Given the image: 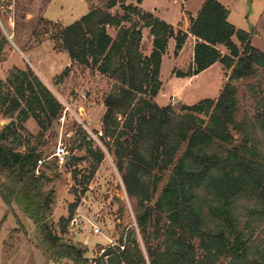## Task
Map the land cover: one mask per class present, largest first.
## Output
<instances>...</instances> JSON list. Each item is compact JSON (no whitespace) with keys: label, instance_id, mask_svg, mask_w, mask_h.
<instances>
[{"label":"trees","instance_id":"obj_1","mask_svg":"<svg viewBox=\"0 0 264 264\" xmlns=\"http://www.w3.org/2000/svg\"><path fill=\"white\" fill-rule=\"evenodd\" d=\"M134 1L109 0L105 7H91L72 23L59 26L54 38L72 64L91 67L113 81L104 98L99 139L113 154L126 193L134 200L138 232L129 228L127 238L121 235L89 259L85 248L61 242L51 229L52 197L43 191L49 178L37 174L43 152L31 144L34 135L25 122L33 118L40 128L37 137H43L63 105L31 66L14 68L6 81L0 79V119H10L0 126V195L33 220L42 247L55 261L264 264V106L239 119L237 88L232 83L264 75V49L253 46L251 34L229 21L230 10L219 0H205L196 16H189L187 31L144 11L143 0ZM117 4L122 14L111 12ZM108 27L117 28L114 36ZM144 28L153 37L149 54L141 49ZM3 34L0 29V41H6ZM189 34L196 38L193 63L179 77L198 75L216 62L229 73L216 98L183 104L176 111L156 101L162 89V59L171 38L177 54ZM1 47L2 42L0 52ZM82 133L93 161L88 183L105 154L85 142L87 134ZM78 176L75 169L74 179ZM85 190L73 189L76 200L68 217L61 219V232Z\"/></svg>","mask_w":264,"mask_h":264},{"label":"rangeland","instance_id":"obj_2","mask_svg":"<svg viewBox=\"0 0 264 264\" xmlns=\"http://www.w3.org/2000/svg\"><path fill=\"white\" fill-rule=\"evenodd\" d=\"M109 0H0V29L6 37L0 52V79L6 81L14 68L34 70L63 105L59 117L45 132L37 137L40 128L33 118L25 126L34 137L32 145H38L43 152V162L38 165L37 174L45 173L49 180L43 187L49 192L52 205L48 222L61 242L85 248L86 257L94 259L104 248L115 244L121 235L127 238L128 229H136L135 205L122 182L115 159L103 142L101 119L105 111L104 98L113 81L91 67L72 64L67 52L54 38L59 26H65L84 15L91 7H105ZM126 4L134 0H123ZM205 0H143L141 8L158 17L174 23L176 30H188L189 15ZM230 10V22L237 28L251 34L252 45L264 49V0H219ZM113 14H122L120 4L111 9ZM115 35L116 27H108ZM141 49L145 54L151 51L150 33L143 29ZM233 40L241 46L236 36ZM226 52L224 46H220ZM175 40H171L168 54L161 68L162 89L156 97L160 105H172L179 111L183 104H194L204 98H216L227 81L229 71L222 63H216L198 76H178L193 63L192 40L185 43L179 54H175ZM150 53V52H149ZM237 88L240 119L245 113L250 116L264 106V75L233 80ZM8 118L0 119V126ZM82 128V129H80ZM91 142L93 148L104 151V160L87 183L90 166L93 163L84 144ZM59 142L70 152L63 165L50 156ZM184 146L182 147V152ZM73 157L82 161L73 164ZM79 172L78 180L73 177ZM168 173L160 183V190L167 182ZM86 188L81 195L73 218L64 232L61 219L69 215V206L75 202L73 189ZM158 192V193H159ZM100 233H95V228ZM138 232V230H137ZM141 248L144 242L137 233ZM40 235L33 220L15 202L8 205L0 195V264H72L64 259L55 261L42 247Z\"/></svg>","mask_w":264,"mask_h":264},{"label":"built area","instance_id":"obj_3","mask_svg":"<svg viewBox=\"0 0 264 264\" xmlns=\"http://www.w3.org/2000/svg\"><path fill=\"white\" fill-rule=\"evenodd\" d=\"M70 152L68 151L67 147L63 142H59L56 146V150L54 153L50 156V158H55L58 164L63 165L66 163L69 159ZM43 159L38 160V165L42 164ZM95 233H100L99 228L94 229Z\"/></svg>","mask_w":264,"mask_h":264},{"label":"crops","instance_id":"obj_4","mask_svg":"<svg viewBox=\"0 0 264 264\" xmlns=\"http://www.w3.org/2000/svg\"><path fill=\"white\" fill-rule=\"evenodd\" d=\"M204 3V2H203ZM202 3V4H203ZM202 4H201V6H202ZM201 6L198 8V9H196L194 12H193V14H190V15H192V16H196V14L198 13V11H199V9L201 8ZM143 9V8H142ZM147 11V10H146ZM151 12V11H150ZM153 13V12H152ZM231 13V12H230ZM189 15V16H190ZM229 17H230V15H229ZM166 20V19H165ZM167 21V20H166ZM229 21H230V19H229ZM167 22H169V21H167ZM169 23H171L173 26H174V23L173 22H169ZM143 39H144V34H143V38H142V41H143ZM173 38H171L170 39V41H169V44H168V49H167V51H166V53L164 54V56H163V59H164V57L168 54V51H169V47H170V45H171V40H172ZM192 40V48H193V56H194V45H195V43H196V38L192 35V34H189V37H188V39H187V41H186V43L188 42V41H191ZM142 41H141V43H142ZM150 42H151V49H152V42H153V37L150 35ZM184 46H185V44L183 45V47H182V49L181 50H183V48H184ZM181 50L179 51V52H181ZM150 52V51H149ZM149 52H148V54H149ZM179 52L177 53V54H179ZM70 59V58H69ZM163 59H162V63H163ZM216 63H218V62H216ZM215 63V64H216ZM214 65V64H213ZM212 65V66H213ZM212 66H210V67H212ZM209 67V68H210ZM161 68H162V65H161ZM209 68H207V69H209ZM206 69V70H207ZM205 71V70H204ZM204 71H202V72H204ZM201 72V73H202ZM201 73H199V74H201ZM198 74V75H199ZM160 75H161V72H160ZM198 75H194V76H198ZM194 76H192V77H194ZM192 77H188V78H192ZM181 78H184V77H181ZM160 80H161V78H160ZM162 86H163V84H162ZM160 94V93H159ZM158 94V95H159Z\"/></svg>","mask_w":264,"mask_h":264}]
</instances>
